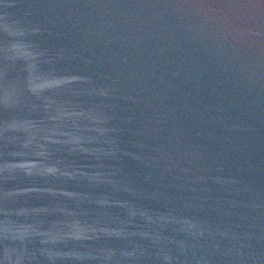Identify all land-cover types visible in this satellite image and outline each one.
Returning <instances> with one entry per match:
<instances>
[{
  "label": "water",
  "instance_id": "obj_1",
  "mask_svg": "<svg viewBox=\"0 0 264 264\" xmlns=\"http://www.w3.org/2000/svg\"><path fill=\"white\" fill-rule=\"evenodd\" d=\"M0 264H264V0H0Z\"/></svg>",
  "mask_w": 264,
  "mask_h": 264
}]
</instances>
